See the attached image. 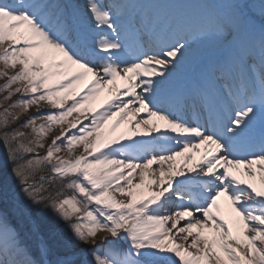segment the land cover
Segmentation results:
<instances>
[{"label": "snow or ice", "instance_id": "6c2138e0", "mask_svg": "<svg viewBox=\"0 0 264 264\" xmlns=\"http://www.w3.org/2000/svg\"><path fill=\"white\" fill-rule=\"evenodd\" d=\"M0 80V264H264V0H0Z\"/></svg>", "mask_w": 264, "mask_h": 264}, {"label": "bare ground", "instance_id": "6f19581e", "mask_svg": "<svg viewBox=\"0 0 264 264\" xmlns=\"http://www.w3.org/2000/svg\"><path fill=\"white\" fill-rule=\"evenodd\" d=\"M92 79H93V77L91 76V74H89L88 77L83 82V84L80 86L79 91H83V89L89 83H91ZM3 82H4L3 80H0V84ZM125 83H126V81H124L122 79H118L117 85L119 86L121 91L123 90ZM109 87H112V86L109 85ZM112 96H113V93H110L107 89H105V91L102 92L100 94V96L91 105L88 106L89 110L90 111H93L96 109L102 110L101 105L104 104L106 101L111 100ZM113 103H115L114 100H113ZM33 112H35V111H33ZM119 115L120 114L118 113L116 117H113V119L108 122V124L105 126V130L110 129L112 127V125L115 124L116 120L119 118ZM137 118H139V117H137ZM134 119L135 118H133V117H129L128 120H126L124 123L120 124V126L116 129L115 133H112V135L115 136V135H119L122 133H127L132 139H139L140 136L134 134L133 125L131 123V121H133ZM155 122L156 121H154V123ZM139 131H140V133H142L143 129H140ZM123 142L124 141H121V143H123ZM202 155H203V146L201 147V151L196 154L195 159L193 160V163L194 164L199 163ZM183 159H184L183 157H178L177 158V164L179 165V164L183 163ZM153 167H155V165ZM254 169H255V180L253 182H255L259 185L260 171H261L260 166L254 165ZM241 172H243V168L241 169ZM236 174H239V173H236ZM241 178L247 180L248 176L243 175V176H241ZM220 203H221L222 208H224L227 211L228 203H227L226 198L222 197ZM97 239H98V241L102 240V236L98 235ZM82 247H88V246H82Z\"/></svg>", "mask_w": 264, "mask_h": 264}, {"label": "rangeland", "instance_id": "374dc122", "mask_svg": "<svg viewBox=\"0 0 264 264\" xmlns=\"http://www.w3.org/2000/svg\"><path fill=\"white\" fill-rule=\"evenodd\" d=\"M33 111H35V109H32V112ZM22 119H24V117H22ZM38 151L40 152L41 155H43L45 152L44 149H40ZM40 175L49 176V175H51V173H49V172L37 173V176H36L37 180H39ZM0 180H2L3 182H8L10 180V171L5 170L3 176L0 177ZM12 183H14V181H12ZM37 223L40 224L41 230H42V232H44L45 235H48L53 239H59L60 238L59 229L50 219H48L46 217H37ZM60 227L62 228V226H60Z\"/></svg>", "mask_w": 264, "mask_h": 264}]
</instances>
